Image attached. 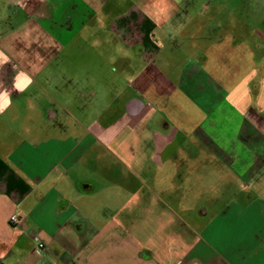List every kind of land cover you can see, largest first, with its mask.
Listing matches in <instances>:
<instances>
[{"label": "crops", "instance_id": "obj_1", "mask_svg": "<svg viewBox=\"0 0 264 264\" xmlns=\"http://www.w3.org/2000/svg\"><path fill=\"white\" fill-rule=\"evenodd\" d=\"M227 1L0 0V264H264V8ZM221 123L253 180L177 194Z\"/></svg>", "mask_w": 264, "mask_h": 264}, {"label": "rangeland", "instance_id": "obj_2", "mask_svg": "<svg viewBox=\"0 0 264 264\" xmlns=\"http://www.w3.org/2000/svg\"><path fill=\"white\" fill-rule=\"evenodd\" d=\"M213 2H228L227 0H211ZM251 4V8H264L263 0H251L249 2ZM262 3V4H261ZM231 6L235 7L237 10H243L242 8H245L244 3L240 2L239 0H234L230 2ZM210 7V6H208ZM13 14H16L17 9L12 10ZM18 17V16H17ZM14 18V15H13ZM19 18V17H18ZM92 97H80L79 100L83 99L86 100L89 98V101ZM233 125H229V123H221V127L217 130L219 133H216L217 136L214 137L215 140V149L214 144L212 145L211 142H209L207 145L204 146L203 149H200V147H197L193 145L192 143H189V151L192 153L201 152V159L199 161H189L192 164L189 163L188 169L180 170L179 175L170 174L167 177H164L165 179H168L171 181V179H179L182 182L185 180L188 187H184V184H182V187H176V193L180 194L181 190L183 191V188H186L188 190V194L192 195L194 197H199L201 194H207L214 196L213 191L219 187L220 194H221V203L222 206L225 201L228 200L229 195L232 194V191L236 188L237 182L235 180V174H238L239 172L245 175L247 174L246 179L247 180H253L252 176L249 175L248 171L252 170L255 162H259V159L251 160L250 156H255L254 152L257 150L252 149L253 147H249L248 149L244 147L245 145L237 141L234 137L235 131H238V128ZM251 148V149H250ZM258 154H261L263 157L264 155V149L263 150H257ZM195 174L191 173L190 175L188 172H194ZM198 172V173H197ZM219 172V175H216L215 173ZM214 175H211V174ZM242 174V175H243ZM246 176V175H245ZM144 177H141L140 179H143ZM234 180V181H233ZM231 181H233V185L231 184ZM254 185L255 182L258 181H251ZM194 183L195 187H190ZM204 185V187H202ZM258 185V183H257ZM222 187H224L222 189ZM259 189V187H257ZM224 191V194L221 192ZM174 193V192H173ZM214 198V197H212ZM259 196L256 195L254 199L259 200ZM223 199V200H222ZM229 200H233V198H229ZM243 200V199H242ZM231 217V218H230ZM229 218L232 220V223L234 224V227L236 228V231L234 227L231 225V227H227V224L223 222L221 219V225H224L229 230L234 231V236L236 238H239L240 236H243L244 231H239L238 229L241 225V222L244 221V209L231 211L229 213ZM241 232V234H240ZM227 234V233H225Z\"/></svg>", "mask_w": 264, "mask_h": 264}, {"label": "built area", "instance_id": "obj_3", "mask_svg": "<svg viewBox=\"0 0 264 264\" xmlns=\"http://www.w3.org/2000/svg\"><path fill=\"white\" fill-rule=\"evenodd\" d=\"M13 220H14V221H18L19 218H18L17 216H14V217H13ZM43 246H44L43 242L39 240V247L42 248Z\"/></svg>", "mask_w": 264, "mask_h": 264}]
</instances>
